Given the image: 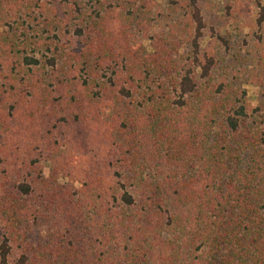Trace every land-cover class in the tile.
Returning <instances> with one entry per match:
<instances>
[{
    "label": "trees",
    "instance_id": "obj_1",
    "mask_svg": "<svg viewBox=\"0 0 264 264\" xmlns=\"http://www.w3.org/2000/svg\"><path fill=\"white\" fill-rule=\"evenodd\" d=\"M209 6L0 0V264H264V2Z\"/></svg>",
    "mask_w": 264,
    "mask_h": 264
},
{
    "label": "rangeland",
    "instance_id": "obj_2",
    "mask_svg": "<svg viewBox=\"0 0 264 264\" xmlns=\"http://www.w3.org/2000/svg\"><path fill=\"white\" fill-rule=\"evenodd\" d=\"M208 4L210 5L209 7L212 8V10H215L219 7H221L222 3H224L225 0H207ZM264 2V0H262ZM148 40H144V44L147 45ZM242 87L245 89L246 91V97L247 100L251 103L254 104L255 103V98H256V91L257 88L251 84H243ZM39 167H36L34 169H32V173L33 174H37L46 177L47 173H48V166L49 163L46 161H40L38 163ZM37 171V173H36ZM56 182H59V179H56Z\"/></svg>",
    "mask_w": 264,
    "mask_h": 264
}]
</instances>
